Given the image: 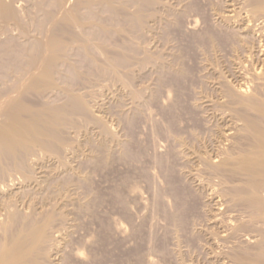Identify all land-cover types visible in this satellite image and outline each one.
<instances>
[{
    "label": "rangeland",
    "instance_id": "374dc122",
    "mask_svg": "<svg viewBox=\"0 0 264 264\" xmlns=\"http://www.w3.org/2000/svg\"><path fill=\"white\" fill-rule=\"evenodd\" d=\"M19 1L20 0H17V2L15 1V6L18 7L17 10L20 11V12L18 11L20 13V15L22 14L21 18H23L24 20H26V18L28 19V21L26 20L24 22L25 25L27 22L26 26H28V27H26L24 25V27H25V28L23 27L24 30H21L23 33L26 30L24 33L25 37L23 36V33H21V31H19L20 28L15 23L13 24V22H4L3 19H0V22H4V24H0V25H3V27L4 26L9 27V28L1 27L2 28L1 31L2 30H6V31H2L3 33L0 31V33L3 34V35L0 34L1 35L0 36V46L2 44H4L5 45L4 50L12 49L10 44L12 43V41H14V45H12V46L16 47V45H17L16 50L19 51L20 49H18V48H21L22 45L23 46L27 45V43L31 40V37L32 38L35 37L34 35H36V37L38 35L37 39L33 38V39L38 41L41 39L46 40L48 35H50V33H51V29H52L51 25H49V23L46 24V22L43 23L44 26L42 27V29L38 30L40 27L38 28L37 22L39 25V19L40 18H36V20H38V21H36V20H34L35 17H33V16L38 12L39 14L37 13V16L41 15L40 17L42 18L43 14H42V12H39V11L36 12L37 8L34 7V4L36 3V1L35 0L30 1L32 3L35 2L34 4L31 3L35 10L32 9L33 7L27 5L29 0L28 1L23 0V1H25L24 3H23V1H21V3H22L21 6H20L21 3ZM116 1L118 4V7L120 6L119 8L121 9V11L123 13H124V11H126V12L123 14L121 11H119L120 9H117L116 12L118 14H116V12L115 13L113 12L112 13L113 16H112L110 11L103 13L102 18L108 22H110V21L112 22V24L110 22V25L107 24V22L105 24L107 26L108 30L110 27H112L109 30L110 32L109 31L108 32H102L101 30H99V32L102 33L101 34L98 31H96L97 29L93 30V28H91V27L88 28L85 32L87 33L86 35L90 36V34H91L90 37H92V40H94L92 49L94 48L95 50L91 49V54L93 56H95V54H96L94 52L97 51L96 46L98 47V51H97L98 54H96V56H95L96 57L95 59L96 60L98 59L97 61L101 60L100 63L103 64L106 62L105 64H107L108 58L117 56L124 49V52L125 51H126V53L128 52L129 54H127V55L131 56L130 62H132V63L129 66V67H131V69L129 67H128L129 69H126L127 67H125V69H122L124 67H122V68L119 67L120 68V69H118L119 71L117 70V73L119 72L118 74L112 73L111 71H110L111 72V74H110V73H108L109 68L106 69L107 70V72H106V70L98 68L97 63H93V62L89 61L85 56L83 57V59L85 60V62H84L82 59V55H84V53L81 52V50H79L78 48H77L78 49V51H77L76 47H74L73 49H76V51L73 49L71 51L73 61H75V60L78 61V63L76 61H75V63L78 65V67H80V69H79L80 73L83 74L84 76H82L80 74L83 79L82 78L76 79L77 77L71 76V78L72 77L73 78L70 79V77H69V82H71L73 86L75 85L74 87L75 88L77 87L76 88L77 90H79L78 88H80L79 93H81L83 96H85V98L88 97V98H86V100L89 102V104L91 106L94 105L92 108L95 111V113H97V115H99L106 124L107 123H108V125L110 124L112 129L114 128L113 131L116 132L115 134L118 135L117 138L119 140L113 141L110 138V141H109V139H108L109 137L104 132L103 133L105 136L103 134H101L102 131H101V133H99L100 132V126H98L99 125L98 123H97V126H95L96 122H94V125H93V121H91V124H92L91 125L89 121H88L89 122V124H88V122L87 121L85 122L83 120V118H82V122H81L80 116H77V121H80L79 124L77 125V127L70 128L71 130L73 129L72 133L74 136H72V134H70L71 133L70 129H69L70 131L64 130V132H66L65 133L66 136L70 137L72 140H74L75 138L78 140L77 141L75 139L73 141V143L77 144V146L75 144L74 145L72 144L73 147L68 145L66 147H68L69 150L66 147H64V150L65 149L66 150L62 151V152H65L63 154L67 158L69 157L68 161L70 163H72L71 166L72 165L75 166L76 170L77 169L78 170L75 171V168H73L74 169L73 172H75V173H73L71 171L69 173V171L64 170L65 167L62 166L61 164H59L58 162L52 163L51 167L53 169L56 168V170L58 169L57 171H58L59 175L62 174V175H60L59 179L61 177L64 179V176L66 175L65 178H67V179H64V180H70L71 183L69 184L70 186L67 189L69 192L71 190L72 193L70 192V194L73 196V198H75V199L77 198V200L75 201V199H74L67 206V211H68L69 217H70L69 222L67 224V228H69L68 229L69 232L71 231L72 233L70 232L69 237L64 236V239H62V241L63 240L64 241L62 242L61 252L59 254H57V257L55 256V259L53 260V264H67V263L72 264L73 262H74L73 264H79V263L80 264H154V263L155 264H183V263L184 264H197L198 262H199L198 264H202V263L203 264H215V263L216 264L217 263L218 264H237V263L242 264L244 262V260L245 261L248 260L247 262L249 264L253 260L252 261L250 260V262H249V259H245L246 256H248L250 259L254 258L255 260L257 259V257H261L260 254H261V249L262 250L264 249L263 248L264 242L263 243H260V242L264 241L261 239L262 237L264 239V236H263L264 235V225L263 226L261 225L262 227H258L257 224H254V226H253V223L250 221V214H249V212L247 213V211L249 209L245 210V207H246L245 205H244L245 206L244 207V206H242L243 205L242 203L239 202L241 204L240 205L237 201L234 200V197L231 194V192H232L233 187L235 186V182H236V184H238L240 182L239 177H237L238 179H235L234 176H230V177L228 176V179H227V175H231V173H224V174L221 173L220 174V172L215 171L216 172V174H215V172L213 173V171L206 169L207 166L202 159L199 158V160H198V157L192 159V157L194 156L193 153L196 151H197L196 154L197 153L198 154L203 153L204 155H209V152L211 151L210 152V153H212L211 156L214 154L213 156L214 157L216 156L214 158L216 160L219 158L218 155H220V157L221 156L224 157L223 155L226 154L228 149L230 151V152L229 151L228 152L233 154V153H236V151L239 148H241V147L245 148L246 145L250 144L249 139H248L249 142L245 139V141L248 142V144H247V142L244 143L245 141L244 140L242 141L240 138V137H246L245 134H244V136L242 135V133H243L242 131H239L240 130L239 128H241V126H239V125H242L241 130H243V126H244L243 123L244 122L239 120L240 115H237L236 113L240 114L239 112H240V110L242 111L243 105H239V102H236L238 100L237 95H234V93H233V95L236 96V97H233L232 93H231L230 99H233V102L235 101V103L237 104V106H235L236 104L233 103L232 100H229L230 95H228V92L230 94L229 89L232 86L233 87L236 86L234 88H238L239 86H243L245 88L249 87L250 91L252 90V92H251L252 94L258 95V93H256V91H257L260 93V97L261 96H262V98L264 97V95H262V93H264L263 92L264 88H262L263 85L256 80V77L254 75L256 71L260 70L259 69L260 67L256 68V66H258V65L262 66L259 62H258L259 63L258 65L256 64L257 61L260 60L258 58L264 57L263 56L264 55V53H263V51H264V49H263V46H264V0H260V1L259 0H159V1L155 2V4L152 3L154 7L152 6V4H150V5H148L149 7L147 6V9L144 8V10L146 12L144 11L143 25L141 27H139V29H138V27H133L130 24V22H129L130 18L129 17L134 12L140 10V8H141L140 4L136 0H133V1L132 0H124L122 2H121V0H116ZM160 1H161V3H160ZM123 2L125 4H123ZM166 4H167V7H166ZM255 4H258L257 8H256ZM123 5H126V6H123ZM155 5H156V8H155ZM24 6L27 10L25 8H22ZM127 6H130V7L132 6V8L129 7L130 8L129 9ZM157 6L159 9L157 8ZM164 6H165V8H164ZM254 6H255V8H254ZM121 7H123V8H121ZM124 7L126 8V10ZM134 7H136L137 10ZM160 7H161V9H160ZM20 8L25 9V10H22ZM29 8H30V10L31 9L34 10V12H36V13H33V12H32L33 14L30 13L32 10L30 11ZM148 8H150V9L153 8V10L152 9L149 10ZM165 9H166V12H165ZM250 9H252L253 12L250 11ZM23 11H24V13L29 12L30 18L32 16L33 19L31 20L29 18V16L27 17L26 14L23 13ZM151 11L152 12L154 11L155 13H150ZM120 12H121V14H120ZM127 12H129V13H127ZM105 13H107L106 15L109 16V18L111 20L106 17ZM172 13H174V14H172ZM253 13L255 14L256 17L254 16ZM122 14L123 15L126 14V15L121 16ZM148 14H151V15L148 16ZM104 15H105V17H104ZM145 15H146V17L148 16L151 19H149L147 17L148 21H146L147 18L145 17ZM171 15H173V16H171ZM221 15H222V17H221ZM257 15L259 16V18ZM110 16H112V18ZM119 16H120V18H119ZM224 16H226V19ZM156 17H160L161 19L157 18L158 19L157 20V19H155ZM227 17H229L228 18L229 20L227 19ZM29 19L31 20V22ZM120 19L124 20V22H120ZM153 19H154V21H152ZM23 21H22V23H23ZM34 21L36 22V24ZM113 21H115L114 24H116V22H117V24H116L117 26H118V22H119V24L123 25V26L119 25V27H123V29H124L123 32L122 31L116 32V33L114 32L115 29H117L119 27H117L116 25H115L116 28L113 27L114 26ZM125 21L127 22L126 25H125ZM196 21H198V22H196ZM28 22H29V24H28ZM191 22H192V25H191ZM194 22H195V24H194ZM103 23H104V20H103ZM32 24H33V26H32ZM45 24H46V26H45ZM158 24H160V25H158ZM11 25H14V26L16 25L15 26L16 28L14 26L11 27ZM124 25L127 27L125 28ZM254 25H256V26L254 27ZM33 27L34 28L37 27V28L34 29ZM154 27H155V29H154ZM13 28L15 31L13 30ZM17 28H19L18 33L19 34L21 33L22 35H19L16 33ZM28 28L31 30V32H29ZM43 28H47V30L43 29ZM48 28L49 29L51 28V29L49 30ZM244 28L245 29L247 28V29L245 30ZM7 29L9 30V32H7L8 31ZM125 29L127 30V32ZM27 30L29 33L27 32ZM111 30H113L114 33ZM35 31L38 34L35 33ZM87 31L88 32L90 31L89 32L90 34H88ZM139 31H141V32H139ZM142 31H143V33H142ZM41 32L44 35H42ZM111 32H112V34H111ZM129 32H131V33H129ZM4 33H5V35H4ZM9 33H11L12 35H10ZM92 33H93V36H92ZM107 33H109V34L107 35ZM117 33H118V35H117ZM128 33H129V35H127ZM25 34H28V36ZM95 34H96V36L97 35L98 36L96 37ZM103 34L107 35V36H103ZM115 34L117 36H115ZM17 35H19V36H17ZM29 35H30V37H29ZM101 35L104 37V39L102 38ZM113 35L115 37H113ZM131 35H132V37H130ZM242 35H243V37H242ZM7 36L9 37V39H7L8 38ZM11 36L13 37V39H11L12 38ZM14 36L16 38H14ZM1 37H3L2 38L3 42L1 41ZM21 37L22 38L24 37L25 39H21ZM99 37H101V39L104 41V43L101 39H99ZM105 37H107V38H105ZM111 37L114 39L110 40V41H112V42L114 41V42L112 43V42L108 41V43H107V39L109 40V39H111ZM123 37H125V38H123ZM215 37H216V39H215ZM17 38H19V39H17ZM6 39H7V41L4 42ZM26 39H28L27 42H26ZM33 39H32V41H33ZM8 40L10 42H8ZM105 40H106V42H105ZM126 40H129V41H126ZM98 41H102V43L100 44V42H98ZM117 41H118V44L116 43ZM1 42H2V44H1ZM149 42H151V43H149ZM97 43L99 44V46L101 45L100 46L101 49L105 46L104 50L102 49L103 53L101 52V49H99L100 47L98 46ZM111 43H112V46H111ZM121 43L122 44L125 43L123 45L127 46V47L120 46V45H122ZM132 43L134 46L132 45ZM258 43H260V44H258ZM18 44H20V47H18ZM105 44H109L110 46L107 45L108 47L106 48ZM253 44L255 45V46H253L255 49L252 47V50L250 52L251 46ZM4 45H2L0 48H2ZM6 45H8V46H6ZM117 45L120 46V47L118 46L119 47L118 49L116 48ZM260 45H262V46H260ZM6 47H8V48H6ZM36 47L37 48H35V56L38 57L39 53H40L39 43ZM121 47L123 48L122 50H121ZM131 47H132V49H131ZM133 47L135 49H133ZM211 47H212V49H211ZM108 48H109L110 52L108 51L105 53L104 51H106V49L108 50ZM125 48H126V50H125ZM136 48H137V51H136ZM259 48L261 49V51ZM128 49L130 51H128ZM12 50L11 51L8 50L9 51L8 53L12 54L11 56H10V54L6 53L8 55V57H7V55L5 53H3L2 57L0 58L1 61H3V63H1V65H0L1 77H4V74H6V75L10 74V73L14 74L16 72L18 62L14 61L16 59V56H15L16 52L12 51ZM115 50H116V52H115ZM131 50L132 51L135 50L134 51L135 53L131 52ZM254 50H256V51L254 52ZM248 51H249V53H248ZM73 52L75 53V56H77V57L73 56ZM113 52H115V53H113ZM152 52H154V53H152ZM260 52H262V53H260ZM104 53L106 56L110 53V55H108V58L106 56H104ZM243 53H246V55ZM255 53H257V54H255ZM4 55H6V56H4ZM98 55H99V57H98ZM148 55H150V56H148ZM250 55L253 56L254 59ZM254 55H258V56H254ZM12 57L14 60L12 59ZM79 57H81V58H79ZM102 57H105V58H102ZM146 57H147V59H144L145 60L144 61L143 58H146ZM148 57H150L154 61ZM9 58H10V60L12 59L14 62H10ZM74 58H77V59H74ZM138 58H139V60L141 59L142 61L141 60L139 61ZM247 58L249 60H247ZM2 59H4V60H2ZM78 59H80V60H78ZM6 60H8V61H6ZM149 60H151V61H149ZM103 61H105V62H103ZM143 61H144V63H143ZM212 61H213V63H212ZM247 61H249L253 64L251 65V63H249ZM255 61H256V63H255ZM138 62H140V63H138ZM148 62L151 64H148ZM163 63H165V64H163ZM244 63H245V65H244ZM105 64H104V66H105ZM218 64H220V65L218 66ZM229 64H231V65H229ZM6 66H7V68H6ZM164 66H166V67H164ZM2 67H3V69H2ZM227 67H229V68H227ZM238 67H240V68H238ZM90 68H93L95 71L93 69H90ZM4 69H7L8 72ZM229 69H230V71H229ZM252 69H253V71H252ZM1 71H2V73H4L3 75L1 74ZM9 71H11V72H9ZM88 71H90V72H88ZM122 71L123 72L127 71L129 74L124 72V75H123ZM248 71H249V73H248ZM87 72L89 73V76H86V75H88ZM97 72H98V74L96 75ZM105 72L108 74V76L105 74ZM133 72H135V73H133ZM17 73H18V71L13 76L11 74H10V76L8 75L7 81L11 77H15L17 75ZM20 73L21 72H19L18 75H20ZM26 74H27V72H26ZM26 74L24 72L23 74H21L20 77L23 78ZM91 74H92V76H91ZM94 74H95V76H94ZM120 74L123 76L121 77ZM6 75H5V78L3 80V81H5L4 86H2L4 82L3 83L1 82V80L3 78L0 80V84L2 83V85H0L1 86L0 87V94H3L5 90H6L5 92L7 93L8 87H6L7 89H5L6 85L9 86L10 89H12V86L9 85L8 82H10V84L13 82L12 85H14V84L16 85V83L20 80L19 79L20 77L17 75L18 76L17 79H19V80H17L16 78H11V79H16V80H14L16 83L13 80H11V81L9 80L7 82L5 80ZM129 75H130V77H129ZM209 75L210 76L212 75V76L210 77ZM115 76H117L118 78L117 77L115 78ZM217 76H219L220 79ZM84 78H85V81H83ZM73 79L75 81H77V84H75V81L72 82ZM81 80L83 81L82 84H80ZM86 80L88 81V83ZM89 80H91V81H89ZM125 80H127V82ZM128 80H130V81H128ZM78 81H80V82H78ZM6 82H7V84H6ZM89 82H92V83H89ZM130 82L133 84H131ZM129 83H130L132 88L129 86ZM259 84H261L262 86H260ZM82 85H83V87H82ZM134 85H135V87H134ZM227 85L228 86L231 85V87L228 88ZM105 86H106V88H105ZM208 86L210 88H208ZM222 86H224V88ZM212 87H213V89H212ZM256 87L258 88V90L256 89ZM2 88H4L3 93L1 90ZM202 88H203V90H201ZM10 89L8 91H10ZM82 89L85 90L86 92L83 91ZM135 89H137L138 92H136ZM131 91H133V92H131ZM86 93H87V95H86ZM140 93L142 94V96ZM126 94H128V95H126ZM135 94H136V96H135ZM117 95H118V97H117ZM55 96H56L55 98H57L56 101H58L60 99L58 102H60L62 100L63 101L66 100V99H64L65 96H63L62 93H60V94L57 93V95H55ZM58 96H60L61 98ZM167 96H168V98H167ZM220 96H221V99H220ZM30 97L33 100L36 99L32 96H29V99H31ZM93 97H95V98H93ZM213 98H215V99H213ZM141 99H142V102L140 101ZM222 99L225 100L224 101L225 104H223ZM145 100H147V101H145ZM207 103H209V104H207ZM210 103H212V104H210ZM210 105L213 108H210ZM199 106H201L202 108L201 107L199 108ZM227 107L229 108V110L227 109ZM205 108H206V110H205ZM234 108L238 109V110L235 111ZM208 111H210V112H208ZM192 114H193V116H192ZM219 115H220V117H219ZM228 116H229V118H228ZM78 117H80V118L78 119ZM200 117H201V119H200ZM231 120H232V122H231ZM84 122L87 124H85ZM181 123H183V124H181ZM229 124L232 127H230ZM81 125H82V128L86 127V129L88 131L85 128H83V129L80 128L78 131V127H80ZM218 125H220V126H218ZM209 127H211L210 128L211 131L209 130ZM221 127L223 130L221 129ZM97 128H99V129H97ZM205 128H207V129H205ZM66 129H68V128H66ZM81 129H82V132H81ZM233 129H236L237 132H234L236 130H233ZM75 131H77L78 134H77V132L75 133ZM202 131H203V133H202ZM227 131H228V133L230 131H232V132H230V134L232 133L233 134L232 137H235V138L232 139V137L230 135V137H231L230 141H229L230 137H229V139L227 138V140L226 139L224 140V138H222V136H223L222 134H224ZM208 133H209V135H208ZM244 133H245V131H244ZM84 134H85V136H84ZM195 135H196L197 139L195 138ZM167 137H168V139H167ZM184 137H185V140L183 139ZM84 138H85V140H83ZM194 138L196 141L192 140ZM203 138H204V140H203ZM218 138H220L219 141L217 140ZM89 139H90V141H89ZM186 139H188V140H186ZM86 140H88V142ZM105 140H108V141H105ZM91 141H93V142L91 143ZM103 141H105V144L100 145V144H102L101 142H103ZM112 141L116 142V143H113ZM182 141L190 147H185L186 145L182 144L181 143ZM223 141H225V142H223ZM238 141L241 142V147H240V142H238ZM76 142H78V143H76ZM96 142L97 143L99 142L100 144L99 143L97 144ZM212 142H213V144H212ZM107 143H109V144H107ZM215 143L216 144L218 143V144L215 145ZM115 144H116V146H115ZM106 145L109 147H107ZM117 145L119 147H117ZM194 145H197V146H194ZM201 145H203V147ZM223 145H225V146H223ZM237 145L239 147L238 149L236 147ZM78 146H79V148H78ZM100 147H102V148H100ZM105 147L110 148V149H106ZM183 147H184V149H183ZM219 147H221V148H219ZM224 147H225V150H224ZM234 147H235V150H234ZM248 147H249V145H248ZM70 148L73 149V151L76 150L75 152H77V154L72 153L73 157L70 155L71 152H73ZM74 148H77V149L74 150ZM83 148H86V149L84 150ZM197 148H199L200 150H198ZM203 148L204 149L207 148V149L204 150ZM168 149H169V151H168ZM188 149H189V153L187 151ZM176 150H178V151H176ZM183 150H185V153ZM66 151H67V153L69 151L70 154L69 153L66 154ZM198 151H200V152H198ZM223 151H225V152H223ZM186 152L188 155L186 154ZM118 153H120V154L118 155ZM215 153H216V155H215ZM223 153H225V154H223ZM144 154H146V155L144 156ZM90 155L92 157H87ZM189 155H191V156L193 155V156L191 157ZM131 156H132V158H131ZM139 159H141V160H139ZM191 161H193V162H191ZM192 163L194 164V166ZM188 164L190 166H188ZM195 165H196V167H195ZM192 167H193V169H192ZM179 169H181V170H179ZM79 170L82 173L81 174L82 176L80 175ZM64 171L67 172L68 176H67L66 172H64ZM61 172H63V173H61ZM78 172H79V174H78ZM204 172H206L207 174ZM70 174H71V176H70ZM74 174H76V175H74ZM211 174L214 176H212ZM219 174L221 176H219ZM69 176L72 179L74 177L73 182L71 181L72 179L68 178ZM76 176L79 179L82 178V180L81 179L78 180V178ZM215 176H217V177H215ZM84 177H85V180H84ZM223 177L226 179H224ZM184 180H186V181H184ZM209 180L211 183L209 182ZM225 180H227V182ZM75 181H77V182H75ZM223 181L225 184L223 183ZM125 182H127V183H125ZM185 182H187V183H185ZM228 182H230V184H228ZM138 183H139V185H138ZM221 183H222V185H221ZM80 184H82V185H80ZM230 186H231V188H230ZM70 187L73 188L74 190L71 189ZM80 187H81V189H80ZM82 187H84V188H82ZM220 188H221V190H219ZM227 188H228V190H227ZM229 188H230V190H229ZM220 191H221V193H220ZM208 192H209V194H208ZM130 194H131V196H130ZM221 195H222V197H220ZM78 198H79V200H78ZM231 198H232L233 202H231ZM216 202H217V204H216ZM81 204H84L85 206L81 205ZM235 205H238V206H235ZM197 206H198V208H197ZM234 206L236 209L234 208ZM186 213H188V214H186ZM204 213H205V215H207L208 218L210 216L211 217L208 219L204 215ZM71 216H72V218H71ZM198 216H199V219L201 218V221L198 219ZM203 216H204V218H203ZM211 218H212L211 221H213V218H214L213 222L210 221L211 222L210 224L212 225V227L209 224V220ZM219 218H221V220ZM249 221H250V224H249ZM238 222L239 223L241 222L240 224H245V222H246L247 223V225L245 226L246 228L245 227L244 228L239 227L240 224ZM236 223H237V225H236ZM205 224H206V226H205ZM238 224H239V226H238ZM207 225H210V226H207ZM213 225H215V226H213ZM183 227H184V229H183ZM232 227H235V228H232ZM72 228H74V229H72ZM252 228H254V229H252ZM239 229H241V230H239ZM262 229H263V231H262ZM236 232H238V233H236ZM239 233H240V235H239ZM258 233H259V235H258ZM207 234H209V235H207ZM88 235H90V236H88ZM237 235H239V236H237ZM186 236H188V237H186ZM241 236H243V237L241 238ZM255 237H256V240L254 239ZM237 240H239V241H237ZM254 240H255V242H254ZM209 241H211V242H209ZM220 241L222 243H219ZM248 241L249 242L251 241V242L249 243ZM151 244H152V246H151ZM233 244H234V246H233ZM237 244H238V246H237ZM253 244H254V246H253ZM255 244H257V245L255 246ZM250 245H252V246H250ZM259 245H262L261 246L262 248H260L257 251L256 248L258 249L260 247ZM70 246H71V249H70ZM239 246H240V248H239ZM241 246H244L246 248V251H244L245 250L244 247H243L244 250H243V248L241 249ZM247 247L249 249L250 248L251 249L249 250ZM195 248H197L198 250ZM222 248H225V249H222ZM236 248H238V249L236 250ZM226 249H227V251H226ZM253 249H255L256 251ZM235 250H236V252H235ZM239 250L242 253L245 252L243 254L246 256L244 257V255H242V253H240ZM247 251H248V253L251 252V254H249L250 256L248 254H246ZM258 252H260V254H259L260 256L258 255ZM214 253L216 255L218 253V255L216 256ZM228 253H230V254H228ZM236 253L239 255H237ZM263 253H264V251L262 252V255H263ZM252 254H254L253 256H255V257H252L251 256ZM228 255L229 256L233 255L234 257L233 256L227 257ZM236 255H237V257L238 256L239 257L237 258ZM240 255H241V257H244V260H243V258H240ZM206 257H207V260H205ZM227 258H229V259H227ZM241 259L243 261L242 263L240 261ZM151 260H152V263H150ZM234 260L236 261V263ZM196 261H197V263H196ZM210 261H211V263H210ZM243 264H247V263L244 262Z\"/></svg>",
    "mask_w": 264,
    "mask_h": 264
},
{
    "label": "bare ground",
    "instance_id": "6f19581e",
    "mask_svg": "<svg viewBox=\"0 0 264 264\" xmlns=\"http://www.w3.org/2000/svg\"><path fill=\"white\" fill-rule=\"evenodd\" d=\"M15 1L17 2V0H0V19H3L4 22H13V24L15 23L19 28H17L16 33L19 34L18 32L21 30H24V22L28 19L26 18V20H24L23 18H21L20 15V11L17 10V6H15ZM20 0L19 2L21 3ZM28 1V0H27ZM31 0H29L30 2ZM33 1V0H32ZM36 3H32V2H28L27 5L32 6V4H34V7L37 8L36 12H42L43 17L41 18V15L37 16V13L34 12V7L32 9L34 10H29L31 11L30 13H36L33 17H35L34 20H36V18H40L39 19V25L37 22V26H38V30L42 29V27L44 26L43 23L46 22V24L49 23V25H51V33L50 35H48L46 40H35L37 39L36 35H34L35 39H33L31 37V40L27 43V45H22L19 51L16 50V47L14 48L12 45H14V41H12V43L10 44L12 49H8V50H12L15 51V56L16 59L14 60L13 57L12 59L15 62H18V66L16 69V72L18 71L21 72L20 75H17L20 77L21 74H23L25 72H27V74L23 77V78H18V76L16 77H11V78H16L17 80H19L17 83L14 81L16 79H8V81L13 80L16 85H12V83L10 84V82L7 81V76L10 74H4L1 71V74H4V77H1L0 75V80L2 83L0 85L4 86L5 85V75H6V81L9 83V85L12 86V89L9 88V86H5V89H7L6 87H8V90L10 89V91L7 90V93L3 90L4 88H2V93L4 91L3 94H0V264H53V260L55 259V256L57 257V254H59L61 252L62 249V239H64V236H70L69 233V228H67V224L69 222V213L67 211V206L75 199L73 198V196L70 194V192L68 191V187L70 186L69 184L71 183L70 180H64L67 179L64 176V179L62 180L61 178L59 179L60 174L58 173V169L56 170L53 169L51 166L52 163L54 162H58L59 164H61L62 166L65 167L64 170H67L71 172L74 171L73 168H75V166H71L72 163H70L68 161V158L63 154L65 152H62L64 150V147L66 146H72L75 144L73 143L74 140H72L70 137L66 136L64 132V130H69L70 128H75L77 127V125L79 124V122H82V118L83 120L86 122H90L93 121V125L94 122H96L95 126H97V123L99 124L98 126H100V132L102 131L101 134L104 135V133L109 137V141L110 138L113 141L119 140L117 137L118 135L115 134L116 132H114V128L112 129V127L110 126V124L108 125V123L106 124L102 118L97 115V113H95V111L93 110V106H91L89 104V102L86 100V97L83 96L81 93H79L80 88H78L79 90H77L71 82H69V77L70 79L71 76H75L77 77L76 79H81L82 76H84L83 74L80 73V67H78V65L75 63V61L78 63L77 60L73 61V57H72V49L74 47H76V49L78 48L79 50H81V52L84 53V55H82V59L85 56L89 61L93 62V63H97V67L101 68L103 70L108 69V73L111 74L112 73H117V70L120 69L119 67H124L122 69H125V67H127L126 69H131L130 64L132 62L131 61V56H128L127 54H129L128 52L126 53V51L124 52V49L121 47V50L123 49V51L121 53H119L117 56L115 57H110L108 58V55H110V53L106 56L105 53L109 51L106 49V51H104V56H106L108 58L107 64L105 63H100V61H97L95 58L97 51H98V47L96 46V53L95 56H93L91 54V49L93 47V41L91 34L88 32L89 35H86L87 33L85 32L88 28H93V30L97 29L96 31L99 32V30H101L102 32H108L112 27L107 28V26L105 25L106 22L107 24L110 25V22L106 21L105 19L102 18L103 13L110 11L111 14L114 12H116L117 9H120L118 7L117 1L116 0H35ZM124 0H121V2ZM133 1V0H132ZM139 4H140V10L134 12L129 18V22L133 27H141L143 25V18H144V8L147 9V6L150 4H155V2L159 1V0H136ZM260 1V0H259ZM25 1H23L24 3ZM181 2V1H180ZM230 2V1H229ZM32 3V4H31ZM161 3V1H160ZM159 3V4H160ZM122 4V3H121ZM123 4H125L123 2ZM152 4V6H153ZM22 5V3L20 4V6ZM120 5V4H119ZM127 5V4H126ZM123 5V6H126ZM249 5V4H248ZM151 6V7H152ZM194 6V5H193ZM256 8L258 6V4H255ZM254 6V8H255ZM128 8L130 6H127ZM149 7V6H148ZM154 7V6H153ZM167 7V4H166ZM22 8H25L22 7ZM20 8V9H22ZM28 8V7H27ZM123 8V7H121ZM125 8V7H124ZM132 8V6L130 7ZM129 8V9H130ZM136 9V7H134ZM156 8V5H155ZM158 8V6H157ZM165 8V6H164ZM26 9V8H25ZM22 9V10H25ZM149 10H153V8H148ZM159 9V8H158ZM161 9V7H160ZM27 10V9H26ZM28 10V11H29ZM104 10V11H103ZM123 10V9H122ZM126 10V8H125ZM134 10V9H133ZM137 10V9H136ZM148 10V11H149ZM168 10V9H167ZM184 10V9H183ZM256 10V9H255ZM19 11V12H18ZM121 11V9L119 10ZM118 11V12H119ZM128 11V10H127ZM130 11V10H129ZM250 11H252V9H250ZM22 12V11H21ZM109 12V13H110ZM122 12V11H121ZM120 12V14H121ZM126 11H124L125 13ZM131 12V11H130ZM146 12V11H145ZM166 12V9H165ZM235 12V11H234ZM253 12V11H252ZM255 12V11H254ZM24 13V11H23ZM32 13V14H33ZM123 13V12H122ZM123 13V14H124ZM129 13V12H127ZM150 13H155L154 11L150 12ZM218 13V12H217ZM238 13V12H237ZM26 14V16L30 18V14L29 12L24 13ZM31 14V15H32ZM39 14V13H38ZM107 13H105L106 15ZM116 14H118L116 12ZM115 14V15H116ZM121 15V16H125V15ZM131 14V13H130ZM174 14V13H172ZM227 14V13H226ZM233 14V13H232ZM252 14V13H251ZM254 14V13H253ZM101 15V16H100ZM104 15V17H105ZM109 15V14H108ZM147 15V14H146ZM145 15V17H146ZM151 14H148V16ZM153 15V14H152ZM157 15V14H156ZM163 15V14H162ZM224 15V14H223ZM113 16V14H112ZM112 16H110L112 18ZM118 16V15H117ZM147 16V17H148ZM164 16V15H163ZM162 16V17H163ZM173 16V15H171ZM230 16V15H229ZM239 16V15H238ZM255 16V14H254ZM258 16V15H257ZM23 17V16H22ZM107 18H109V16L106 15ZM146 17V18H147ZM152 17V16H151ZM222 17V15H221ZM226 19V16H224ZM237 17V16H236ZM256 17V16H255ZM120 18V16H119ZM122 18V17H121ZM149 19H151L150 17H148ZM148 18L146 21H148ZM161 19L160 17H156L155 19ZM229 17H227L228 19ZM232 18V17H231ZM230 18V19H231ZM251 18V17H250ZM259 18V16H258ZM22 19V20H21ZM31 20L33 19L32 16L30 18ZM29 19V20H30ZM104 23H103V20ZM110 19V18H109ZM176 19V18H175ZM24 20V21H23ZM30 20V22H31ZM111 20V19H110ZM158 20V19H157ZM167 20V19H166ZM169 20V19H168ZM229 20V19H228ZM260 20V19H259ZM23 21V23H22ZM38 21V20H36ZM119 21V20H118ZM127 21V20H126ZM125 21V25L127 24V22ZM150 21V20H149ZM154 21V19L152 20ZM162 21V20H161ZM180 21V20H179ZM223 21V20H222ZM221 21V22H222ZM253 21V20H252ZM262 21V20H261ZM4 22H0V24H4ZM35 22V21H34ZM115 21H113V27H115L114 24ZM120 22H124V20L120 19ZM151 22V21H150ZM156 22V21H155ZM159 22V21H158ZM198 22V21H196ZM154 23V22H153ZM29 24V22H28ZM36 24V22H35ZM45 24V26H46ZM112 24V22H111ZM195 24V22H194ZM193 24V25H194ZM15 25V26H16ZM27 25V22H26ZM25 25V26H26ZM122 25L119 24L118 22V26ZM124 25V26H125ZM152 25V24H151ZM160 25V24H158ZM162 25V24H161ZM192 25V22H191ZM225 25V24H224ZM252 25V24H251ZM14 25H11V27ZM14 26V27H15ZM33 26V24H32ZM31 26V27H32ZM36 26V25H35ZM112 26V25H111ZM123 26V25H122ZM153 26V25H152ZM151 26V27H152ZM256 25H254L255 27ZM1 27H3V25H0V31H1ZM7 27V26H4ZM3 27V28H4ZM24 27V28H23ZM28 27V26H26ZM127 26H125L126 28ZM163 27V26H162ZM220 27V26H219ZM252 27V26H251ZM9 28V27H7ZM16 28V27H15ZM34 28V27H33ZM37 28V27H35ZM34 28V29H35ZM116 28V27H115ZM121 28V29H120ZM221 28V27H220ZM241 28V27H240ZM19 29V31H18ZM29 29V28H28ZM46 29L47 28H43ZM49 29V28H48ZM49 29V30H50ZM141 29V28H140ZM155 29V27H154ZM162 29V28H161ZM228 29V28H227ZM245 29V28H244ZM247 29V28H246ZM245 29V30H246ZM8 30V29H7ZM14 30V28H13ZM37 30V31H38ZM48 30V31H49ZM123 27H119L117 29H115V33L116 32H123ZM126 30V29H125ZM254 30V29H253ZM2 31H6V30H2ZM1 31V32H2ZM15 31V30H14ZM26 31V30H25ZM24 31V33H25ZM34 31V30H33ZM44 31V30H43ZM42 31V32H43ZM113 32V30H111ZM159 31V30H158ZM9 32V30L7 31ZM28 32V30H27ZM26 32V33H27ZM29 32H31V30L29 29ZM28 32V33H29ZM41 32V34H42ZM50 32V31H49ZM93 32V31H92ZM110 32V31H109ZM111 32V34H112ZM113 32V33H114ZM127 32V30H126ZM141 32V31H139ZM225 32V31H224ZM223 32V33H224ZM229 32V31H228ZM3 33V32H2ZM21 33H23L21 31ZM19 35H22V34ZM23 33V36H24ZM35 33H37L35 31ZM101 33V32H99ZM98 33V34H99ZM131 33V32H129ZM129 33L127 35H129ZM143 33V31H142ZM151 33V32H150ZM154 33V32H153ZM1 34V33H0ZM10 35H12L11 33H9ZM14 34V33H13ZM38 34V33H37ZM40 34V33H39ZM48 34V33H47ZM97 34V33H96ZM95 34V36H96ZM102 34V33H101ZM109 33H107L108 35ZM110 34V35H111ZM157 34V33H156ZM3 35V34H1ZM0 35V36H1ZM5 35V33H4ZM7 35V34H6ZM17 35V36H19ZM28 36V34H25ZM44 35V34H42ZM104 35L103 36H107ZM118 35V33H117ZM115 34V36H117ZM120 35V34H119ZM142 35V34H141ZM229 35V34H228ZM9 36V35H8ZM7 36V37H8ZM16 36V35H15ZM14 36V38H16ZM33 36V35H32ZM41 36V35H40ZM39 36V37H40ZM93 36V33H92ZM98 36V35H97ZM96 36V37H97ZM102 36V35H101ZM102 36V38L104 39V37ZM113 35V37H115ZM122 36V35H121ZM143 36V35H142ZM5 37V36H4ZM12 37V36H11ZM10 37V38H11ZM25 37V36H24ZM21 39H25V38ZM30 37V35H29ZM132 37V35L130 36ZM134 37V36H133ZM140 37V36H139ZM138 37V38H139ZM230 37V36H229ZM243 37V35H242ZM249 37V36H248ZM3 37H1V41ZM41 38V37H40ZM44 38V37H43ZM107 38V37H105ZM109 38V37H108ZM117 38V37H116ZM125 38V37H123ZM9 39V37L7 38ZM7 39L4 41L6 42ZM13 39V37L11 38ZM19 39V38H17ZM20 39V40H21ZM33 39V41H32ZM97 39V38H96ZM99 39H101V37H99ZM114 38L111 37V39H107V43L110 40H113ZM155 39V38H154ZM208 39V38H207ZM216 39V37H215ZM214 39V40H215ZM240 39V38H239ZM102 40V39H101ZM117 40V39H116ZM136 40V39H135ZM225 40V39H224ZM24 41V40H23ZM28 41V39H26V42ZM96 41V40H95ZM103 41V40H102ZM102 41H98L100 42V44L102 43ZM120 41V40H119ZM129 41V40H126ZM140 41V40H139ZM143 41V40H142ZM220 41V40H219ZM263 41V40H262ZM1 42V44H2ZM8 42H10L8 40ZM20 42V41H19ZM106 42V40H105ZM112 42V41H110ZM114 42V41H113ZM112 42V43H113ZM132 42V41H131ZM18 43V42H17ZM22 43V42H21ZM20 43V44H21ZM25 43V42H24ZM40 45V53L39 56L36 57L35 56V48H37L36 46ZM104 43V41H103ZM111 43V46H112ZM118 44V41L116 42ZM135 43V42H134ZM151 43V42H149ZM213 43V42H212ZM262 43V42H261ZM8 44V43H7ZM16 44V43H15ZM20 44H18V47H20ZM23 44V43H22ZM98 44V43H97ZM122 44V43H121ZM125 44V43H123ZM120 45L123 47H127L124 45ZM239 44V43H238ZM260 44V43H258ZM4 45V44H2ZM1 45V46H2ZM106 48L108 47L107 45L109 44H105ZM133 45V43H132ZM137 45V44H136ZM214 45V44H213ZM251 45V44H250ZM0 46V47H1ZM8 46V45H6ZM99 46V44H98ZM101 46V45H100ZM99 46V47H100ZM110 46V45H109ZM114 46V45H113ZM119 45H117V49L120 47H118ZM134 46V45H133ZM151 46V45H150ZM255 46L254 44L251 46L250 52L252 50V47ZM262 46V45H260ZM5 45L0 48V58L2 57L3 53H8V50H4ZM137 47V46H136ZM139 47V46H138ZM149 47V46H148ZM250 47V46H249ZM8 48V47H6ZM10 48V47H9ZM105 46L102 48L104 50ZM217 48V47H216ZM229 48V47H228ZM254 48V47H253ZM76 49H73L76 51ZM77 49V51H78ZM101 49V47L99 48ZM101 49V52L103 53ZM132 49V47H131ZM133 49H135L133 47ZM212 49V47H211ZM225 49V48H224ZM230 49V48H229ZM255 49V48H254ZM260 49V48H259ZM264 49V46H263ZM262 49V50H263ZM92 50H95L94 48ZM113 50V49H112ZM126 50V48H125ZM152 50V49H151ZM239 50V49H238ZM38 51V50H37ZM128 51H130L128 49ZM135 51V50H134ZM134 51L131 50V52L135 53ZM137 51V48H136ZM140 51V50H139ZM138 51V52H139ZM142 51V50H141ZM247 51V50H246ZM245 51V52H246ZM256 50H254L255 52ZM261 51V49H260ZM39 52V51H38ZM100 52V53H101ZM110 52V51H109ZM112 52V51H111ZM116 52V50H115ZM113 52V53H115ZM119 52V51H118ZM130 52V53H131ZM226 52V51H225ZM259 52V51H258ZM112 53V54H113ZM150 53V52H149ZM154 53V52H152ZM165 53V52H164ZM249 53V51H248ZM262 53V52H260ZM264 53V51H263ZM10 54V53H8ZM238 54V53H237ZM246 55V53H243ZM252 54V53H251ZM257 54V53H255ZM7 55V54H6ZM4 55V56H6ZM12 54H10L11 56ZM78 55V54H77ZM100 55V54H99ZM98 55V57H99ZM114 55V54H113ZM131 55V54H130ZM138 55V54H137ZM158 55V54H157ZM168 55V54H167ZM215 55V54H214ZM249 55V54H248ZM253 55V54H252ZM14 56V55H13ZM14 56V57H15ZM73 56H75V53L73 52ZM136 56V55H135ZM147 56V55H146ZM150 56V55H148ZM154 56V55H153ZM156 56V55H155ZM163 56V55H162ZM251 56V55H250ZM254 56H258V55H254ZM261 56V55H260ZM264 56V55H263ZM8 57V55H7ZM6 57V58H7ZM77 57V56H75ZM133 57V56H132ZM141 57V56H140ZM159 57V56H158ZM167 57V56H166ZM253 57V56H251ZM250 57V58H251ZM81 58V57H79ZM105 58V57H102ZM106 58V59H107ZM150 58V57H148ZM161 58V57H160ZM159 58V59H160ZM164 58V57H163ZM245 58V57H244ZM243 58V59H244ZM258 58V57H257ZM11 59V60H12ZM77 59V58H74ZM81 59V60H82ZM100 59V58H99ZM147 59L146 58H143ZM151 59V58H150ZM162 59V58H161ZM160 59V60H161ZM167 59V58H166ZM222 59V58H221ZM246 59V58H245ZM254 59V57H253ZM260 60H256L255 63L258 65L259 63L262 66H256L260 67L258 71L255 72V77L256 80L261 83L263 85L262 88H264V57L263 58H258ZM4 60V59H2ZM9 58L10 62H14L13 60L11 61ZM17 60V61H16ZM80 60V59H78ZM104 60V59H103ZM133 60V59H132ZM139 60V58H138ZM137 60V61H138ZM141 60V59H140ZM139 60V61H140ZM153 60V59H151ZM149 60V61H151ZM165 60V59H164ZM210 60V59H209ZM220 60V59H219ZM242 60V59H241ZM247 60H249L247 58ZM8 61V60H6ZM83 61L85 62V60L83 59ZM82 61V62H83ZM135 61V60H134ZM142 61V60H141ZM145 61V60H144ZM143 61V63H144ZM148 61V60H147ZM154 61V60H153ZM159 61V60H158ZM163 61V60H162ZM215 61V60H214ZM227 61V60H226ZM240 61V60H239ZM88 62V61H87ZM170 62V61H169ZM249 62V61H247ZM259 62V63H258ZM1 63H3V61H1L0 59V65ZM140 63V62H138ZM154 63V62H153ZM161 63V62H160ZM172 63V62H171ZM213 63V61H212ZM229 63V62H228ZM239 63V62H238ZM251 63V62H249ZM84 64V63H83ZM107 67H105L104 66ZM148 64H151L148 62ZM165 64V63H163ZM162 64V65H163ZM217 64V63H216ZM222 64V63H221ZM253 63H251L252 65ZM96 65V64H95ZM94 65V66H95ZM171 65V64H170ZM178 65V64H177ZM220 64H218L219 66ZM231 65V64H229ZM245 65V63H244ZM250 65V66H251ZM87 66V65H86ZM136 66V65H135ZM173 66V65H172ZM211 66V65H210ZM217 66V65H216ZM129 67V68H128ZM161 67V66H160ZM166 67V66H164ZM205 67V66H204ZM209 67V66H208ZM252 67V66H251ZM7 68V66H6ZM158 68V67H157ZM178 68V67H177ZM229 68V67H227ZM235 68V67H234ZM240 68V67H238ZM237 68V69H238ZM244 68V67H243ZM255 68V67H254ZM255 68V69H256ZM1 69V68H0ZM3 69V67H2ZM12 69V68H11ZM93 69V68H90ZM135 69V68H134ZM205 69V68H204ZM208 69V68H207ZM246 69V68H245ZM254 69V70H255ZM7 71V69H4ZM3 70V71H4ZM94 70V69H93ZM165 70V69H164ZM216 70V69H215ZM223 70V69H222ZM5 71V72H6ZM24 71V72H23ZM82 71V70H81ZM95 71V70H94ZM97 71V70H96ZM100 71V70H99ZM111 71V72H110ZM119 71V70H118ZM134 71V70H133ZM230 71V69H229ZM240 71V70H239ZM253 71V69H252ZM8 72V71H7ZM11 72V71H9ZM16 72L14 74H16ZM23 72V73H22ZM90 72V71H88ZM87 72V73H88ZM104 72V71H103ZM107 72V70H106ZM105 72V74L108 76V74ZM125 73H128L127 71H124ZM124 72L122 71L123 75ZM130 72V71H129ZM171 72V71H170ZM217 72V71H216ZM225 72V71H224ZM245 72V71H244ZM86 73V74H87ZM94 73V72H93ZM119 73V72H118ZM117 73V74H118ZM135 73V72H133ZM160 73V72H159ZM175 73V72H174ZM230 73V72H229ZM249 73V71H248ZM14 74H11L12 76ZM82 76H81V75ZM98 74V72L96 73V75ZM104 74V73H103ZM104 74V75H105ZM129 74V73H128ZM163 74V73H162ZM243 74V73H242ZM114 75V74H113ZM121 75V74H120ZM121 75V77L123 76ZM126 75V74H125ZM172 75V74H171ZM89 76V73L88 75ZM85 76V77H86ZM92 76V74H91ZM95 76V74H94ZM210 76V75H209ZM212 76V75H211ZM210 76V77H211ZM227 76V75H226ZM101 77V76H100ZM117 76H115L116 78ZM130 77V75H129ZM219 79L220 77L217 76ZM228 77V76H227ZM234 77V76H233ZM98 78V77H97ZM118 78V77H117ZM126 78V77H125ZM217 78V79H218ZM237 78V77H236ZM249 78V77H248ZM252 78V77H251ZM83 79V78H82ZM89 79V78H88ZM94 79V78H93ZM112 79V78H111ZM224 79V78H223ZM235 79V78H234ZM250 79V78H249ZM97 80V79H96ZM99 80V79H98ZM160 80V79H159ZM229 80V79H228ZM236 80V79H235ZM241 80V79H240ZM251 80V79H250ZM75 81L74 79L72 80V82ZM85 81V78L84 80ZM81 80L78 81L80 82V84H82L83 82ZM87 81V80H86ZM91 81V80H89ZM94 81V80H93ZM92 81V82H93ZM124 81V80H123ZM127 82V80H125ZM130 81V80H128ZM218 81V80H217ZM233 81V80H232ZM253 81V80H252ZM6 82V84H7ZM89 82V83H92ZM108 82V81H107ZM114 82V81H113ZM137 82V81H136ZM227 82V81H226ZM244 82V81H243ZM88 83V81H87ZM96 83V82H95ZM104 83V82H103ZM116 83V82H115ZM131 83V82H130ZM129 83V86L131 87ZM211 83V82H210ZM221 83V82H220ZM219 83V84H220ZM225 83V82H224ZM74 84V83H73ZM75 84H77V81H75ZM84 84V83H83ZM106 84V83H105ZM133 84V83H131ZM218 84V83H217ZM232 84V83H231ZM235 84V83H234ZM245 84V83H244ZM254 84V83H253ZM256 84V83H255ZM261 84H259L260 86H262ZM204 85V84H203ZM212 85V84H211ZM222 85V84H221ZM229 85V84H228ZM227 85V86H228ZM248 85V84H247ZM246 86V85H245ZM1 87V86H0ZM79 87V86H78ZM83 87V85H82ZM135 87V85H134ZM224 88V86H222ZM230 86H228V88H230ZM236 87V86H234ZM233 86L229 89L230 90V94L228 92V95H230L229 100L231 98V93L233 97H236L234 95H237V101L239 102V105H243L242 107V111L240 110V114L236 113L237 115H240L239 120L244 122V126H243V130H241V128H239V131H242V135L246 137H240L241 140L245 141V139L249 142L250 140V144H248L247 141H245L244 143L247 142L246 147H241V142H240V147H237V151L236 153H229V149L228 151L223 154L224 157H220L218 159H214L215 157L209 152V155H204L202 152V154H196V152H192L193 153V157L197 158L198 160L199 158L202 159L205 164H206V169H209L210 171H213V173L215 171L220 172V174H224V173H231V175H227V179L228 176H234L235 179H238L237 177H239V181L241 182H237L238 184H236L235 182V186L232 189L231 194L234 197V200L237 201L238 203H242L245 207V210L249 209L247 211V213L249 212L250 214V221L254 224H257L258 227H262L264 225V97L262 98V96L260 97V93L256 91V93H258V95H254L252 94V90L250 91L249 87L245 88L243 86H239L238 88H234ZM106 88V86H105ZM110 88V87H109ZM132 88V87H131ZM208 88H210L208 86ZM251 88V87H250ZM255 88V87H254ZM253 88V89H254ZM86 89V88H85ZM104 89V88H103ZM121 89V88H120ZM213 89V87H212ZM222 89V88H221ZM227 89V88H226ZM225 89V90H226ZM234 89V90H233ZM252 89V88H251ZM256 89L258 90V88L256 87ZM83 90V89H82ZM123 90V89H122ZM136 92L137 89H135ZM140 90V89H139ZM203 90V88L201 89ZM260 90V89H259ZM85 91V90H83ZM97 91V90H96ZM142 91V90H141ZM218 91V90H217ZM254 91V90H253ZM82 92V91H81ZM86 92V91H85ZM93 92V91H92ZM95 92V91H94ZM133 92V91H131ZM264 92V91H263ZM6 93V94H5ZM57 93H62L63 96H65L64 99L66 100H62L60 102L56 101L57 98H55L57 95ZM218 93V92H217ZM234 93V95H233ZM255 93V94H256ZM262 93V92H261ZM84 94V93H83ZM94 94V93H93ZM132 94V93H131ZM141 94V93H140ZM208 94V93H207ZM226 94V93H225ZM87 95V93H86ZM101 95V94H100ZM128 95V94H126ZM134 95V94H133ZM132 95V96H133ZM220 95V94H219ZM262 95H264V93H262ZM29 96H32L34 98H36L35 100H33L31 97V99H29ZM95 96V95H94ZM121 96V95H120ZM131 96V95H130ZM136 96V94H135ZM142 96V94H141ZM259 96V97H258ZM60 97V96H58ZM96 97V96H95ZM93 97V98H95ZM118 97V95H117ZM140 97V96H139ZM156 97V96H155ZM202 97V96H201ZM204 97V96H203ZM227 97V96H226ZM232 97V98H233ZM55 98V99H54ZM61 98V97H60ZM103 98V97H102ZM120 98V97H119ZM124 98V97H123ZM127 98V97H126ZM133 98V97H132ZM168 98V96H167ZM206 98V97H205ZM209 98V97H208ZM98 99V98H97ZM101 99V98H100ZM130 99V98H129ZM215 99V98H213ZM221 99V96H220ZM224 99V98H223ZM222 99V100H223ZM116 100V99H115ZM123 100V99H122ZM132 100V99H131ZM196 100V99H195ZM208 100V99H207ZM228 100V101H229ZM117 101V100H116ZM119 101V100H118ZM142 102V99L140 100ZM147 101V100H145ZM194 101V100H193ZM199 101V100H198ZM225 100H223V104H225L224 102ZM98 102V101H97ZM96 102V103H97ZM120 102V101H119ZM132 102V101H131ZM138 103V102H137ZM213 103V102H212ZM210 103V104H212ZM231 103V102H230ZM229 103V104H230ZM235 103V101L233 102ZM132 104V103H131ZM141 104V103H140ZM209 104V103H207ZM206 104V105H207ZM214 104V103H213ZM236 104V103H235ZM102 105V104H101ZM100 105V106H101ZM135 105V104H134ZM200 105V104H199ZM137 106V105H136ZM142 106V105H141ZM215 106V105H214ZM224 106V105H223ZM228 106V105H227ZM237 106V104L235 105ZM99 107V106H98ZM201 106H199L200 108ZM234 107V106H233ZM103 108V107H102ZM131 108V107H130ZM144 108V107H143ZM146 108V107H145ZM202 108V107H201ZM210 108L211 107L210 105ZM215 108V107H214ZM231 108V107H230ZM97 109V108H96ZM222 109V108H221ZM227 109L229 110V108L227 107ZM235 109V108H234ZM195 110V109H194ZM206 110V108H205ZM209 110V109H208ZM214 110V109H213ZM217 110V109H216ZM238 109H235V111ZM100 111V110H99ZM98 111V112H99ZM139 111V110H138ZM211 111V110H210ZM208 111V112H210ZM224 111V110H223ZM201 112V111H200ZM206 112V111H205ZM216 112V111H215ZM226 112V111H225ZM224 112V113H225ZM233 112V111H232ZM183 113V112H182ZM188 113V112H187ZM229 113V112H228ZM235 113V112H234ZM231 114V113H230ZM235 114V115H236ZM150 115V114H149ZM214 115V114H213ZM218 115V114H217ZM77 116L78 119L80 118V121H77ZM104 116V115H103ZM193 116V114H192ZM211 116V115H210ZM231 116V115H230ZM206 117V116H205ZM215 117V116H214ZM220 117V115H219ZM183 118V117H182ZM196 118V117H195ZM194 118V119H195ZM208 118V117H207ZM210 118V117H209ZM212 118V117H211ZM227 118V117H226ZM229 118V116H228ZM232 118V117H231ZM237 118V117H236ZM104 119V118H103ZM190 119V118H189ZM201 119V117H200ZM179 120V119H178ZM204 120V119H203ZM234 120V119H233ZM189 121V120H188ZM205 121V120H204ZM218 121V120H217ZM239 121V122H240ZM78 122V123H77ZM84 122V123H85ZM88 122V124H89ZM191 122V121H190ZM220 122V121H219ZM232 122V120H231ZM237 122V121H236ZM223 123V122H222ZM226 123V122H225ZM228 123V122H227ZM87 124V123H85ZM84 124V125H85ZM183 124V123H181ZM202 124V123H201ZM239 124V123H238ZM92 125V124H91ZM113 125V124H112ZM194 125V124H193ZM212 125V124H211ZM230 125V124H229ZM191 126V125H190ZM208 126V125H207ZM213 126V125H212ZM217 126V125H216ZM220 126V125H218ZM88 127V126H87ZM201 127V126H200ZM228 127V126H227ZM230 127H232L230 125ZM68 128V129H66ZM82 128V125L80 127H78V131L79 129ZM86 129V127H83ZM82 128V129H83ZM89 128V127H88ZM96 128V127H95ZM183 128V127H182ZM181 128V129H182ZM192 128V127H191ZM190 128V129H191ZM211 127H209L210 130ZM225 128V127H224ZM236 128V127H235ZM77 129V128H76ZM81 129V132H82ZM99 129V128H97ZM132 129V128H131ZM198 129V128H197ZM207 129V128H205ZM222 129V127H221ZM71 130V129H70ZM69 130V131H70ZM73 130V129H72ZM71 133L72 136L73 133ZM87 130V129H86ZM91 130V129H90ZM169 130V129H168ZM189 130V129H188ZM223 130V129H222ZM236 130V129H233ZM88 131V130H87ZM96 131V130H95ZM180 131V130H179ZM193 131V130H192ZM211 131V130H210ZM74 132V131H73ZM77 131H75L76 133ZM90 132V131H89ZM88 132V133H89ZM104 132V133H103ZM213 132V131H212ZM224 132V131H223ZM232 132V131H230ZM230 132L228 133L225 132L224 134H222V138H224V140L227 138L229 139L230 135L232 137V133L230 134ZM234 132H237L234 131ZM74 133V134H75ZM168 133V132H167ZM170 133V132H169ZM183 133V132H182ZM198 133V132H197ZM203 133V131H202ZM219 133V132H218ZM78 134V132H77ZM90 134V133H89ZM194 134V133H193ZM201 134V133H200ZM241 134V133H240ZM69 135V134H68ZM76 135V134H75ZM87 135V134H86ZM102 135V136H103ZM117 135V136H116ZM197 135V134H196ZM195 135V138H196ZM209 135V133H208ZM218 135V134H217ZM71 136V137H72ZM85 136V134H84ZM98 136V135H97ZM105 136V135H104ZM170 136V135H169ZM185 136V135H184ZM202 136V135H201ZM206 136V135H205ZM213 136V135H212ZM239 136V135H238ZM172 137V136H171ZM209 137V136H208ZM216 137V136H215ZM231 137L229 139V141L231 140ZM248 137V138H247ZM79 138V137H78ZM90 138V137H89ZM100 138V137H99ZM105 138V137H104ZM192 139V140H195ZM200 138V137H199ZM221 138V139H222ZM235 137H232V139ZM237 138V137H236ZM101 139V138H100ZM106 139V138H105ZM168 139V137H167ZM182 139V138H181ZM180 139V140H181ZM185 140V137L183 138ZM182 139V140H183ZM189 139V138H188ZM186 139V140H188ZM197 139V138H196ZM249 139V140H248ZM77 140V139H76ZM85 140V138L83 139ZM93 140V139H92ZM102 140V139H101ZM104 140V139H103ZM202 140V139H201ZM204 140V138H203ZM218 141L220 140V138L217 139ZM78 141V140H77ZM81 141V140H80ZM88 142V140H86ZM90 141V139H89ZM108 141V140H105ZM105 141L101 142L102 144L100 145H104ZM112 141V142H113ZM196 141V140H195ZM222 141V140H221ZM85 142V141H84ZM86 142V143H87ZM93 141H91L92 143ZM199 142V141H198ZM197 142V143H198ZM208 142V141H207ZM225 142V141H223ZM233 142V141H232ZM237 142V141H236ZM78 143V142H76ZM90 143V142H89ZM97 143V142H96ZM97 143V144H98ZM116 143V142H113ZM120 143V142H119ZM182 144H185V147H190L188 146L186 143H184L183 141L181 142ZM203 143V142H202ZM206 143V142H205ZM210 143V142H209ZM221 143V142H220ZM73 144V145H72ZM109 144V143H107ZM118 144V143H117ZM195 144V143H194ZM213 144V142H212ZM218 144V143H217ZM215 143V145H217ZM77 146V144H75ZM79 145V144H78ZM86 145V144H85ZM113 145V144H112ZM111 145V146H112ZM119 145V144H118ZM117 145V147H119ZM121 145V144H120ZM157 145V144H156ZM204 145V144H203ZM203 145H201L203 147ZM227 145V144H226ZM230 145V144H229ZM97 146V145H96ZM107 146V145H106ZM116 146V144H115ZM179 146V145H178ZM197 146V145H194ZM193 146V147H194ZM206 146V145H205ZM204 146V147H205ZM219 146V145H218ZM225 146V145H223ZM228 146V145H227ZM232 146V145H231ZM103 147V146H102ZM100 147V148H102ZM109 147V146H107ZM116 147V148H117ZM207 147V146H206ZM68 149V147H66ZM79 148V146H78ZM94 148V147H93ZM106 148V147H105ZM112 148V147H111ZM122 148V147H121ZM181 148V147H180ZM196 148V147H195ZM221 148V147H219ZM71 149V148H70ZM77 148H74V150ZM81 149V148H80ZM84 150L86 148H83ZM106 149H110V148H106ZM175 149V148H174ZM184 149V147H183ZM193 149V148H192ZM198 150H200L199 148H197ZM204 149V148H203ZM207 149V148H205ZM204 149V150H205ZM210 149V148H209ZM213 149V148H212ZM218 149V148H217ZM223 149V148H222ZM66 150V149H65ZM64 150V151H65ZM69 150V149H68ZM73 151V149H71ZM100 150V149H99ZM121 150V149H120ZM219 150V149H218ZM225 150V147H224ZM231 150V149H230ZM235 150V147H234ZM76 151V150H75ZM70 152L68 151V153L72 156V153H76L77 152ZM80 151V150H79ZM93 151V150H92ZM102 151V150H101ZM149 151V150H148ZM169 151V149H168ZM178 151V150H176ZM185 153V150H183ZM189 153V149L187 150ZM193 151V150H192ZM195 151V150H194ZM207 151V150H206ZM108 152V151H107ZM128 152V151H127ZM191 152V151H190ZM200 152V151H198ZM225 152V151H223ZM235 152V151H234ZM66 151V154H68ZM91 153V152H90ZM94 153V152H93ZM139 153V152H138ZM178 153V152H177ZM208 153V152H207ZM96 154V153H95ZM120 153H118L119 155ZM187 154V152H186ZM185 154V155H186ZM191 154V153H190ZM86 155V154H85ZM88 155V154H87ZM101 155V154H100ZM103 155V154H102ZM108 155V154H107ZM140 155V154H139ZM146 154H144L145 156ZM184 155V154H183ZM188 155V154H187ZM197 155V156H196ZM216 155V153H215ZM79 156V155H78ZM73 157V156H72ZM75 157V156H74ZM87 157H92L87 156ZM103 157V156H102ZM127 157V156H126ZM134 157V156H133ZM138 157V156H137ZM76 158V157H75ZM101 158V157H100ZM129 158V157H128ZM127 158V159H128ZM132 158V156H131ZM135 158V157H134ZM155 158V157H154ZM99 159V158H98ZM107 159V158H106ZM105 159V160H106ZM109 160V159H108ZM121 160V159H120ZM125 160V159H124ZM132 160V159H131ZM141 160V159H139ZM151 160V159H150ZM167 160V159H166ZM191 160V159H190ZM71 161V160H70ZM101 161V160H100ZM138 161V160H137ZM149 161V160H148ZM161 161V160H160ZM143 162V161H142ZM193 162V161H191ZM200 162V161H199ZM202 162V161H201ZM74 163V162H73ZM105 163V162H104ZM125 163V162H124ZM188 163V162H187ZM196 163V162H195ZM75 164V163H74ZM83 164V163H82ZM162 164V163H161ZM179 164V163H178ZM181 164V163H180ZM193 164V163H192ZM199 164V163H198ZM203 164V163H202ZM79 165V164H78ZM163 166V165H162ZM172 166V165H171ZM188 166H190L188 164ZM194 166V164H193ZM199 166V165H198ZM55 167V166H54ZM57 167V166H56ZM63 167V168H64ZM187 167V166H186ZM196 167V165H195ZM161 168V167H160ZM174 168V167H173ZM183 168V167H182ZM203 168V167H202ZM201 168V169H202ZM193 169V167H192ZM78 170V169H77ZM75 168V171H77ZM136 170V169H135ZM139 170V169H138ZM162 170V169H161ZM168 170V169H167ZM181 170V169H179ZM191 170V169H190ZM205 170V169H204ZM61 171V170H60ZM206 171V170H205ZM66 172V171H64ZM80 172V170H79ZM78 172V174H79ZM86 172V171H85ZM167 172V171H166ZM192 172V171H191ZM199 172V171H198ZM63 173V172H61ZM75 173V172H73ZM165 173V172H164ZM194 173V172H193ZM201 173V172H200ZM206 173V172H204ZM203 173V174H204ZM67 174V172H66ZM72 174V173H71ZM70 174V176H71ZM82 173L80 172V175ZM134 174V173H133ZM186 174V173H185ZM207 174V173H206ZM205 174V175H206ZM216 174V172H215ZM219 174V176H221ZM76 175V174H74ZM92 175V174H91ZM128 175V174H127ZM131 175V174H130ZM139 175V174H138ZM137 175V176H138ZM191 175V174H190ZM200 175V174H199ZM204 175V176H205ZM212 175V174H211ZM68 176V174H67ZM70 176L68 178H70ZM78 176V175H77ZM76 176V177H77ZM82 176V175H81ZM196 176V175H195ZM203 176V177H204ZM208 176V175H207ZM214 176V175H212ZM73 177V176H72ZM75 177V178H76ZM79 177V176H78ZM77 177V178H78ZM197 177V176H196ZM217 177V176H215ZM76 178V179H77ZM200 178V177H199ZM208 178V177H207ZM224 178V177H223ZM222 178V179H223ZM233 178V177H232ZM72 179V178H70ZM74 179V177H73ZM73 179L71 180L73 182ZM75 179V180H76ZM82 180V178H80ZM78 178V180H80ZM127 179V178H126ZM173 179V178H172ZM210 179V178H209ZM221 179V178H220ZM226 179V178H224ZM85 180V177H84ZM134 180V179H133ZM136 180V179H135ZM127 181V180H126ZM129 181V180H128ZM138 181V180H137ZM186 181V180H184ZM219 181V180H218ZM222 181V180H221ZM220 181V182H221ZM227 182V180H225ZM229 181V180H228ZM237 181V180H236ZM77 182V181H75ZM174 182V181H173ZM210 182V180H209ZM233 182V183H234ZM127 183V182H125ZM187 183V182H185ZM202 183V182H201ZM211 183V182H210ZM214 183V182H213ZM224 183V181H223ZM134 184V183H133ZM225 184V183H224ZM228 184H230V182H228ZM72 185V184H71ZM82 185V184H80ZM139 185V183H138ZM220 185V184H219ZM222 185V183H221ZM197 186V185H196ZM208 186V185H207ZM218 186V185H217ZM229 186V185H228ZM72 187V186H71ZM70 187V188H71ZM77 187V186H76ZM184 187V186H183ZM205 187V186H204ZM210 187V186H209ZM213 187V186H212ZM84 188V187H82ZM93 188V187H92ZM128 188V187H127ZM178 188V187H177ZM197 188V187H196ZM226 188V187H225ZM231 188V186H230ZM229 188V190H230ZM73 189V188H71ZM81 189V187H80ZM129 189V188H128ZM193 189V188H192ZM200 189V188H199ZM208 189V188H207ZM74 190V189H73ZM77 190V189H76ZM176 190V189H175ZM202 190V189H201ZM221 190V188L219 189ZM226 190V189H225ZM228 190V188H227ZM92 191V190H91ZM223 191V190H222ZM182 192V191H181ZM202 192V191H201ZM72 193V192H71ZM77 193V192H76ZM80 193V192H79ZM171 193V192H170ZM189 193V192H188ZM221 193V191H220ZM226 193V192H225ZM82 194V193H81ZM87 194V193H86ZM182 194V193H181ZM207 194V193H206ZM209 194V192H208ZM223 194V193H222ZM230 194V195H231ZM183 195V194H182ZM229 195V194H228ZM131 196V194H130ZM193 196V195H192ZM208 196V195H207ZM214 196V195H213ZM217 196V195H216ZM225 196V195H224ZM223 196V197H224ZM75 197V196H74ZM86 197V196H85ZM90 197V196H89ZM209 197V196H208ZM222 197V195L220 196ZM229 197V196H228ZM88 198V197H87ZM189 198V197H188ZM194 198V197H193ZM192 198V199H193ZM202 198V197H201ZM86 199V198H85ZM84 199V200H85ZM77 200V198L75 199V201ZM79 200V198H78ZM83 200V199H82ZM186 200V199H185ZM202 200V199H201ZM199 201V200H198ZM210 201V200H209ZM217 201V200H216ZM231 202L232 198H231ZM82 203V202H81ZM129 203V202H128ZM190 203V202H189ZM201 203V202H200ZM205 203V202H204ZM203 203V204H204ZM208 203V202H207ZM212 203V202H211ZM210 203V204H211ZM215 203V202H214ZM239 203V204H240ZM217 204V202H216ZM221 204V203H220ZM237 204V203H236ZM84 205V204H81ZM142 205V204H141ZM194 205V204H193ZM200 205V204H199ZM205 205V204H204ZM234 205V204H233ZM241 205V204H240ZM85 206V205H84ZM93 206V205H92ZM203 206V205H202ZM211 206V205H210ZM209 206V207H210ZM213 206V205H212ZM238 206V205H235ZM234 206V208H235ZM241 206V207H242ZM71 207V206H70ZM94 207V206H93ZM196 207V206H195ZM218 207V206H217ZM220 207V206H219ZM198 208V206H197ZM205 208V207H204ZM75 209V208H74ZM81 209V208H80ZM86 209V208H85ZM212 209V208H211ZM236 209V208H235ZM190 210V209H189ZM217 210V209H216ZM238 210V209H237ZM92 211V210H91ZM179 211V210H178ZM194 211V210H193ZM209 211V210H208ZM243 211V210H242ZM189 212V211H188ZM192 212V211H191ZM223 212V211H222ZM231 212V211H230ZM233 212V211H232ZM239 212V211H238ZM246 212V211H245ZM200 213V212H199ZM212 213V212H211ZM71 214V213H70ZM188 214V213H186ZM194 214V213H193ZM238 214V213H237ZM242 214V213H241ZM195 215V214H194ZM199 215V214H198ZM205 215V213H204ZM216 215V214H215ZM231 215V214H230ZM239 215V214H238ZM95 216V215H94ZM207 217V215H205ZM217 216V215H216ZM233 216V215H232ZM237 216V215H236ZM87 217V216H86ZM202 217V216H201ZM211 217V216H210ZM209 217V218H210ZM72 218V216H71ZM169 218V217H168ZM185 218V217H184ZM204 218V216H203ZM202 218V219H203ZM208 218V217H207ZM208 218V219H209ZM217 218V217H216ZM224 218V217H223ZM199 219V216H198ZM221 220V218H219ZM248 219V218H247ZM116 220V219H115ZM171 220V219H170ZM173 220V219H172ZM178 220V219H177ZM201 221V218L199 219ZM204 220V219H203ZM207 220V219H206ZM212 218L209 220V224L211 222ZM229 220V219H228ZM79 221V220H78ZM211 221V222H210ZM240 221V220H239ZM249 221V224H250ZM80 222V221H79ZM115 222V221H114ZM193 222V221H192ZM199 222V221H198ZM221 222V221H220ZM231 222V221H230ZM116 223V222H115ZM239 223V222H238ZM241 223V222H240ZM239 223V224H240ZM76 224V223H75ZM74 224V225H75ZM178 224V223H177ZM176 224V225H177ZM182 224V223H181ZM195 224V223H194ZM203 224V223H202ZM207 224V223H206ZM205 224V226H206ZM219 224V223H218ZM221 224V223H220ZM238 224V226H239ZM89 225V224H88ZM175 225V226H176ZM211 225V224H210ZM207 225V226H210ZM223 225V224H222ZM237 225V223H236ZM247 225V223L245 222V224H240L239 227L244 228ZM262 225V226H261ZM115 226V225H114ZM180 226V225H179ZM183 226V225H182ZM185 226V225H184ZM215 226V225H213ZM221 226V225H220ZM256 226V225H255ZM212 227V225H211ZM257 227V228H258ZM75 228V227H74ZM72 228V229H74ZM198 228V227H197ZM229 228V227H228ZM235 228V227H232ZM246 228V227H245ZM255 228V227H254ZM252 228V229H254ZM115 229V228H114ZM179 229V228H178ZM184 229V227H183ZM190 229V228H189ZM201 229V228H200ZM208 229V228H207ZM227 229V228H226ZM237 229V228H236ZM235 229V230H236ZM76 230V229H75ZM83 230V229H82ZM209 230V229H208ZM214 230V229H213ZM218 230V229H217ZM234 230V231H235ZM241 230V229H239ZM249 230V229H248ZM79 231V230H78ZM202 231V230H201ZM215 231V230H214ZM219 231V230H218ZM229 231V230H228ZM233 231V230H232ZM263 231V229H262ZM205 232V231H204ZM223 232V231H222ZM72 233V232H71ZM181 233V232H180ZM185 233V232H184ZM226 233V232H225ZM238 233V232H236ZM75 234V233H74ZM213 234V233H212ZM231 234V233H230ZM233 234V233H232ZM244 234V233H243ZM254 234V233H253ZM83 235V234H82ZM196 235V234H195ZM194 235V236H195ZM205 235V234H204ZM209 235V234H207ZM226 235V234H225ZM240 235V233H239ZM237 235V236H239ZM245 235V234H244ZM259 235V233H258ZM261 235V234H260ZM90 236V235H88ZM96 236V235H95ZM216 236V235H215ZM227 236V235H226ZM249 236V235H248ZM253 236V235H252ZM264 236V235H263ZM180 237V236H179ZM188 237V236H186ZM243 236H241L242 238ZM262 237V236H261ZM260 237V238H261ZM197 238V237H196ZM212 238V237H211ZM247 238V237H246ZM258 238V237H257ZM176 239V238H175ZM189 239V238H188ZM223 239V238H222ZM231 239V238H230ZM249 239V238H248ZM252 239V238H251ZM256 240V237L254 238ZM262 240L263 237L261 238ZM217 240V239H216ZM215 240V241H216ZM229 240V239H228ZM236 240V239H235ZM246 240V239H245ZM254 240V242H255ZM260 240V239H259ZM258 240V241H259ZM219 241V240H218ZM230 241V240H229ZM239 241V240H237ZM205 242V241H204ZM211 242V241H209ZM228 242V241H227ZM232 242V241H231ZM249 242V241H248ZM251 242V241H250ZM249 242V243H250ZM264 241H261L260 243H263ZM202 243V242H201ZM207 243V242H206ZM205 243V244H206ZM219 243H222L221 241ZM259 243V242H258ZM91 244V243H90ZM179 244V243H178ZM204 244V245H205ZM211 244V243H210ZM226 244V243H225ZM224 244V245H225ZM229 244V243H228ZM236 244V243H235ZM181 245V244H180ZM243 245V244H242ZM257 244H255L256 246ZM152 246V244H151ZM186 246V245H185ZM208 246V245H207ZM213 246V245H212ZM234 246V244H233ZM238 246V244H237ZM247 246V245H246ZM252 246V245H250ZM254 246V244H253ZM260 247L256 250L258 251L260 248H262V245H259ZM264 246V244H263ZM196 247V246H195ZM204 247V246H203ZM209 247V246H208ZM214 247V246H213ZM244 246H241V249ZM258 247V246H257ZM191 248V247H190ZM211 248V247H210ZM219 248V247H218ZM234 248V247H233ZM240 248V246H239ZM245 248V247H244ZM243 248V250H244ZM248 248V247H247ZM255 248V247H254ZM264 248V247H263ZM71 249V246H70ZM197 249V248H195ZM225 249V248H222ZM228 249V248H227ZM226 249V251H227ZM235 249V248H234ZM233 249V250H234ZM238 248H236L237 250ZM249 249V248H248ZM247 249V250H248ZM251 249V248H250ZM249 249V250H250ZM146 250V249H145ZM177 250V249H176ZM198 250V249H197ZM203 250V249H202ZM217 250V249H216ZM229 250V249H228ZM232 250V251H233ZM235 250V252H236ZM242 250V251H243ZM255 250V249H253ZM255 250V251H256ZM200 251V250H199ZM240 251V250H239ZM246 251V248L245 250ZM264 251V249H261V254L260 252H258V255L260 254L261 257H257V259L255 260L254 258H249L248 256L244 255L243 253L245 252H241L242 255H244L245 259H249L252 262H250L249 264H264V253L262 255V252ZM197 252V251H196ZM206 252V251H205ZM225 252V251H224ZM231 252V251H230ZM238 252V251H237ZM250 252V251H249ZM91 253V252H90ZM201 253V252H200ZM254 253V252H253ZM62 254V253H61ZM69 254V253H68ZM137 254V253H136ZM215 254V253H214ZM230 254V253H228ZM234 254V253H233ZM237 254V253H236ZM246 254H251L247 253ZM142 255V254H141ZM216 255V254H215ZM218 255V253H217ZM216 255V256H217ZM235 255V254H234ZM239 255V254H237ZM236 255V257H237ZM254 254H252V257ZM257 255V256H258ZM259 255V256H260ZM65 256V255H64ZM95 256V255H94ZM112 256V255H111ZM136 256V255H135ZM233 255H228L227 257H231ZM250 256V255H249ZM199 257V256H198ZM205 257V256H204ZM234 257V256H233ZM239 257V256H238ZM237 257V258H238ZM244 257L243 258L244 260ZM248 257V258H247ZM61 258V257H60ZM111 258V257H110ZM137 258V257H136ZM215 258V257H214ZM236 258V259H237ZM239 258V259H240ZM229 259V258H227ZM233 259V258H232ZM235 259V260H236ZM238 259V260H239ZM68 260V259H67ZM66 260V261H67ZM137 260V259H136ZM179 260V259H178ZM183 260V259H182ZM186 260V259H185ZM198 260V259H197ZM207 260V257L206 259ZM234 260V261H235ZM222 261V260H221ZM227 261V260H226ZM241 263L243 262L242 259L240 260ZM239 261V262H240ZM248 261V260H247ZM244 260V262H246L248 264V262ZM73 262V261H72ZM80 262V261H79ZM156 262V261H155ZM158 262V261H157ZM193 262V261H192ZM195 262V261H194ZM208 262V261H207ZM223 262V261H222ZM228 262V261H227ZM243 262V263H244ZM59 263V262H58ZM74 263V262H73ZM72 263V264H73ZM152 263V260L151 262ZM183 263V262H182ZM197 263V261H196ZM199 263V262H198ZM197 263V264H198ZM205 263V262H204ZM211 263V261H210ZM225 263V262H224ZM236 263V261H235ZM242 263V264H243ZM68 264V263H67ZM80 264V263H79ZM155 264V263H154ZM184 264V263H183ZM203 264V263H202ZM216 264V263H215ZM218 264V263H217ZM239 264V263H237Z\"/></svg>",
    "mask_w": 264,
    "mask_h": 264
}]
</instances>
